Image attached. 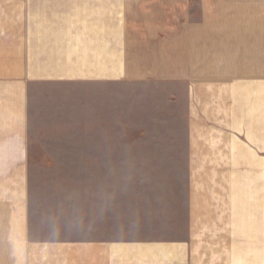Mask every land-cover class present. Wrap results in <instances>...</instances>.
<instances>
[{
	"label": "crops",
	"instance_id": "obj_1",
	"mask_svg": "<svg viewBox=\"0 0 264 264\" xmlns=\"http://www.w3.org/2000/svg\"><path fill=\"white\" fill-rule=\"evenodd\" d=\"M55 1L68 10L26 39L16 65L0 67V264L17 252L20 264H185L190 207L212 199L217 185L210 181L228 194L231 173L246 170L261 189L264 0ZM235 65L244 70L239 94ZM127 95L151 105L134 110ZM235 97L245 104L243 130L219 131L235 126ZM108 98L121 110L107 114ZM189 101L206 103L214 126L193 115L199 107ZM173 103L180 109L172 112ZM125 115L144 132L150 118L160 141L124 140ZM179 115L185 232L174 240L156 230L142 234L149 225L140 207L157 209L156 223L171 229L176 190L167 179L177 149L161 129ZM130 166L157 167L159 189L125 172Z\"/></svg>",
	"mask_w": 264,
	"mask_h": 264
},
{
	"label": "rangeland",
	"instance_id": "obj_2",
	"mask_svg": "<svg viewBox=\"0 0 264 264\" xmlns=\"http://www.w3.org/2000/svg\"><path fill=\"white\" fill-rule=\"evenodd\" d=\"M54 0H0V67L2 65H16L14 57L20 53V48L24 45L26 39L29 40L31 36L35 35V31L44 29L43 25L50 28L52 22L49 20L48 16L53 15V13L62 14L68 10V6L56 5ZM233 7H231L232 10ZM237 8V7H234ZM73 9V7H69ZM234 12V10H232ZM45 15L47 17H45ZM232 16V15H231ZM28 17V18H26ZM40 17H45V20H40ZM26 19V20H25ZM32 31V32H31ZM28 32V34H27ZM236 50H238L236 48ZM32 65H35L32 63ZM233 66V65H231ZM243 65H235V68H231V78L236 75V93L238 90L242 89V79H243ZM219 72H225L224 69L220 68ZM224 77V74L220 77V80ZM240 83V84H239ZM240 87V89H238ZM175 89V88H173ZM185 94L182 95V98H185ZM128 104H132V108L143 111L149 107L150 102L146 98H141V100H146L145 102L132 101V96L127 95ZM188 100L195 97V94L189 92L187 95ZM110 98L106 103L107 114H112L116 109L113 103H110ZM184 100V99H183ZM132 101V102H131ZM199 111L195 110L192 112L193 115H200L204 117L201 121H204L208 127L212 123V118L210 115L207 116L205 113L206 103H197ZM234 104L231 105L235 109V112H239L238 116L235 119V126L233 124L226 126H217L219 131L227 129L229 126L230 129L233 128L235 131L240 132L243 130L242 123L238 124L239 119L243 120V110L245 104L243 105L242 97L232 101ZM76 109L78 110L80 106L79 102H76ZM57 110L59 108H56ZM75 112L77 113V110ZM121 110V108H118ZM180 104H172V112L179 110ZM65 111V114L69 113ZM1 112V108H0ZM62 112V111H61ZM127 114H131L130 111L124 110ZM125 117L122 119V129H123V139L126 141L132 140H145L153 141L156 138L154 131L151 130L152 120L150 118L143 119L142 126L149 124L147 127V132H144V129H137L135 125L132 124L131 117ZM213 115V113H212ZM248 115V114H247ZM249 116V115H248ZM240 117V118H239ZM172 124L170 127L162 128L161 133L164 134L162 140L171 141V143L176 144V149L172 151V157L174 162H176L168 172L165 167H162L163 173H170L168 181H171L175 186L176 198H171L174 201V206L172 209V227L164 231V227H161L156 223L161 215L157 209L148 212L144 209L147 204H144L141 201L140 213L141 216L145 217L148 221L149 227H143L141 233L151 234L154 230L162 234H165L171 239L184 238V229L185 221L183 218V206L181 205V193L180 190L183 187V170L185 167L184 150H182L185 141V124L184 118L180 115L175 118L173 116ZM205 124L201 125L203 128ZM214 126V124H213ZM146 129V126H145ZM153 129V128H152ZM35 131V128H34ZM157 132H160L157 130ZM101 140H104L101 137ZM159 140V139H157ZM160 141V140H159ZM206 141V140H205ZM204 141V142H205ZM239 140H235L238 142ZM202 142V143H204ZM180 147V148H178ZM126 168L133 169L126 171ZM125 167V172L133 173L134 170L137 174L140 173L142 179H145V186L151 183L155 184V189H159V185L156 184L155 171L157 167ZM40 169L41 168H37ZM36 169V171H37ZM82 167H77L78 170ZM177 169V175L175 177V171ZM263 171V167H262ZM153 172V173H147ZM160 173V172H159ZM157 174V173H156ZM217 175L215 176L216 179ZM255 177L251 176L246 170L243 172V175L231 173V190L230 193H226L222 190L221 184L219 181L216 184L214 181H210L212 185L217 188L212 192V199H202L199 202V206L192 204L191 210V219L194 224L193 230L191 231V226L189 224L188 228V255L187 262L185 264H264V171L261 176H257V181L261 179L262 185L261 189L255 187L256 181ZM152 184V185H154ZM156 191V197L158 191ZM204 194L202 190V195ZM261 200V202H260ZM52 210L49 209L48 213L51 215ZM150 219H155V229L152 228V223ZM182 219V222H181ZM182 223V225L180 224ZM192 224V225H193ZM146 225V224H144ZM51 233L47 231L41 232V237L47 239ZM187 242V237L185 239ZM78 253H82L81 250H77ZM19 253L13 254L9 262H3L1 264H20L18 260ZM9 259V258H8Z\"/></svg>",
	"mask_w": 264,
	"mask_h": 264
}]
</instances>
